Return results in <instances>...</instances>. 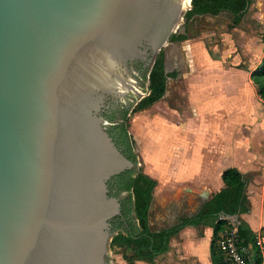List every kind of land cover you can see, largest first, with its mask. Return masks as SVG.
Returning a JSON list of instances; mask_svg holds the SVG:
<instances>
[{
	"label": "water",
	"instance_id": "1",
	"mask_svg": "<svg viewBox=\"0 0 264 264\" xmlns=\"http://www.w3.org/2000/svg\"><path fill=\"white\" fill-rule=\"evenodd\" d=\"M191 9L0 0V264H115L111 221L122 212L109 181L140 165L102 111L136 91L131 63L149 60L151 74Z\"/></svg>",
	"mask_w": 264,
	"mask_h": 264
},
{
	"label": "rangeland",
	"instance_id": "2",
	"mask_svg": "<svg viewBox=\"0 0 264 264\" xmlns=\"http://www.w3.org/2000/svg\"><path fill=\"white\" fill-rule=\"evenodd\" d=\"M180 32L186 34L187 39L170 43L164 49L168 72H176L174 77H168L166 95L146 110H135L128 118L140 169L146 172L149 170L146 161L157 164L160 160V154L155 156L156 151L163 150H159V131L169 130L172 124L160 116L171 120L173 111L182 113L195 104L194 109L203 114L202 122L209 114L208 129L225 133L226 146L230 150L241 141L242 153L247 150L256 153L254 162L246 166L250 168L247 179L264 176V102L251 81L252 71L264 56V0H252L249 10L236 24L227 13L196 16L190 21L185 18ZM201 98L208 102H202ZM217 119L219 123H215ZM232 138L234 144L229 143ZM158 206L151 214L154 230L169 222L160 221L165 214ZM234 219L237 221L238 217ZM238 223L241 230L239 220ZM111 258L115 264H126L122 249H112ZM157 261L155 264L169 262L163 258Z\"/></svg>",
	"mask_w": 264,
	"mask_h": 264
},
{
	"label": "crops",
	"instance_id": "3",
	"mask_svg": "<svg viewBox=\"0 0 264 264\" xmlns=\"http://www.w3.org/2000/svg\"><path fill=\"white\" fill-rule=\"evenodd\" d=\"M201 101L208 102L202 98ZM190 106L191 108L182 110V113L173 111L171 120L160 116L172 124L169 130L167 128L160 129L161 133L159 131V150L163 149L155 153L156 157L161 155L159 162H145L149 170H144V173L157 181L149 213V225L154 232L173 227L184 216L197 215L202 207L225 187L222 179L225 170L236 168L246 177L250 169L248 167L256 157V153L247 152L248 150L242 153L241 141L234 144L233 138L229 139V143L234 144L230 150L226 146L225 133L216 132L213 128L208 129L209 114H206L202 122L203 114L194 109L195 104ZM211 116L213 120L216 119L214 112ZM218 121L217 119L215 123ZM247 196L249 211L241 214L238 220L241 232L251 240L264 229V176H256L251 180L248 178ZM157 206L165 214L161 218L159 216L160 221L169 222L154 230L151 214L157 210ZM185 229L172 237L170 250L159 259H167L168 264H213V228L199 225Z\"/></svg>",
	"mask_w": 264,
	"mask_h": 264
},
{
	"label": "trees",
	"instance_id": "4",
	"mask_svg": "<svg viewBox=\"0 0 264 264\" xmlns=\"http://www.w3.org/2000/svg\"><path fill=\"white\" fill-rule=\"evenodd\" d=\"M252 0H192V9L185 14L186 21H190L196 16H218L222 12H228L235 18V22L241 21L247 13ZM186 34H174L172 41H184ZM176 73L170 74L174 77ZM167 77L165 73L164 57L160 55L156 60L149 78V94L136 108L137 111L147 109L159 102L167 91ZM251 81L256 86L261 100L264 102V56L259 65L252 71ZM127 137L128 126L124 127ZM133 141H129L127 153L131 160H135L132 155ZM134 144V143H133ZM130 175L127 189L132 192L133 205L137 219L136 227L126 228L119 232L111 244L112 249L123 250V258L127 264H137L146 262L155 264L158 258L170 250V243L173 236L180 230L188 226L205 225L214 230L212 241L213 264H228L225 261V254L219 247L221 234L231 228L227 220L220 219L221 216H237L247 213L248 179L236 168H229L222 174L225 187L215 194L201 209L199 214L192 218H184L182 221L170 228L154 232L149 225V213L152 205L154 191L157 181L146 175L143 170H139L134 176ZM243 234V233H242ZM264 236V229L260 233Z\"/></svg>",
	"mask_w": 264,
	"mask_h": 264
},
{
	"label": "flooded vegetation",
	"instance_id": "5",
	"mask_svg": "<svg viewBox=\"0 0 264 264\" xmlns=\"http://www.w3.org/2000/svg\"><path fill=\"white\" fill-rule=\"evenodd\" d=\"M222 13L229 14L228 12H222ZM232 17L235 22L234 16ZM177 34H182V32L179 31ZM172 37L169 43L179 42V41H172ZM160 55H163L164 57L165 73L168 75V77H170L169 76L170 74H174L176 72H168L167 67H166V55H165L164 50L157 56V58L155 59V62L159 58ZM149 64H150L149 60H136L133 63H131V65L129 66L131 74L137 80L136 91H128V93L124 97H110L106 101V105L102 111V115L108 121L107 127H108L109 134L115 141L118 148L128 158L129 156L128 154H126L128 150V143L130 140L133 141L134 144L132 143L131 146L133 147L132 155L135 156V160H134L135 162H138L139 160L138 155H137L135 140L132 137V134L130 133L129 127H128V133L126 134L127 137L125 136L123 128L128 126L129 116L136 110L139 103L144 98H146L149 94V84H148L149 78H150V74H148ZM168 77H167V81H168ZM145 80L148 81L146 86H145ZM167 85H168V82H167ZM142 94H145V96L139 99L138 96ZM139 170L134 169L130 171L133 172L135 176ZM130 171H126L120 175H117L109 181L110 193L112 196L119 199V202L121 205V212H122L121 216H118L111 221L112 230L118 232V234L121 231H125L126 228H130V227L135 228L138 222L136 219V215H135V210H134V205H133V200H132L133 199L132 192L126 188L129 183V179H130V175L128 176L127 172H130ZM195 216H191V217L184 216L179 220L177 224H179L184 218H192Z\"/></svg>",
	"mask_w": 264,
	"mask_h": 264
},
{
	"label": "built area",
	"instance_id": "6",
	"mask_svg": "<svg viewBox=\"0 0 264 264\" xmlns=\"http://www.w3.org/2000/svg\"><path fill=\"white\" fill-rule=\"evenodd\" d=\"M231 228L225 230L219 240V247L225 254L228 264H264V236L257 234L247 239L239 230L234 216H221Z\"/></svg>",
	"mask_w": 264,
	"mask_h": 264
}]
</instances>
